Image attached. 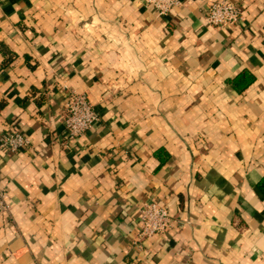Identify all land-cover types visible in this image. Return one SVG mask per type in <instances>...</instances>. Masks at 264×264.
Segmentation results:
<instances>
[{
    "label": "crops",
    "instance_id": "1",
    "mask_svg": "<svg viewBox=\"0 0 264 264\" xmlns=\"http://www.w3.org/2000/svg\"><path fill=\"white\" fill-rule=\"evenodd\" d=\"M0 0V264H264V0ZM99 121L65 137L68 89ZM175 220L135 243L140 206Z\"/></svg>",
    "mask_w": 264,
    "mask_h": 264
},
{
    "label": "built area",
    "instance_id": "2",
    "mask_svg": "<svg viewBox=\"0 0 264 264\" xmlns=\"http://www.w3.org/2000/svg\"><path fill=\"white\" fill-rule=\"evenodd\" d=\"M145 4L160 15H167L181 5V0H144ZM243 19V8L232 0H219L212 3L205 15L206 23L217 28L236 25ZM99 121V114L85 91L68 89L65 102V137L69 141L84 135ZM32 141L18 128L9 129L0 135V150L18 152L31 147ZM13 203L8 186L0 180V220L10 213ZM139 230L135 243L146 238L166 233L175 220L168 208L156 200H145L140 206Z\"/></svg>",
    "mask_w": 264,
    "mask_h": 264
},
{
    "label": "trees",
    "instance_id": "3",
    "mask_svg": "<svg viewBox=\"0 0 264 264\" xmlns=\"http://www.w3.org/2000/svg\"><path fill=\"white\" fill-rule=\"evenodd\" d=\"M258 187H259L260 191L264 194V176L260 179V181L258 183Z\"/></svg>",
    "mask_w": 264,
    "mask_h": 264
}]
</instances>
